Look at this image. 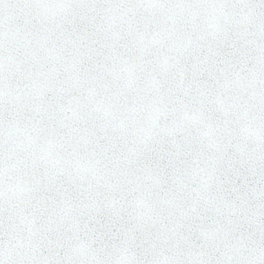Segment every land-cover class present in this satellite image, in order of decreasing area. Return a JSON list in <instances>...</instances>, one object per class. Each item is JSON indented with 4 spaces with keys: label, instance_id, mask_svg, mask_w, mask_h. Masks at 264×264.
<instances>
[{
    "label": "snow or ice",
    "instance_id": "snow-or-ice-1",
    "mask_svg": "<svg viewBox=\"0 0 264 264\" xmlns=\"http://www.w3.org/2000/svg\"><path fill=\"white\" fill-rule=\"evenodd\" d=\"M0 264H264V0H0Z\"/></svg>",
    "mask_w": 264,
    "mask_h": 264
}]
</instances>
